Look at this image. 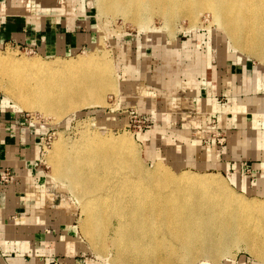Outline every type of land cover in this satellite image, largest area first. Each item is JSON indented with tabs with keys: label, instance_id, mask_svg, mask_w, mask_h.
Wrapping results in <instances>:
<instances>
[{
	"label": "bare ground",
	"instance_id": "6f19581e",
	"mask_svg": "<svg viewBox=\"0 0 264 264\" xmlns=\"http://www.w3.org/2000/svg\"><path fill=\"white\" fill-rule=\"evenodd\" d=\"M42 1L58 3H30L42 5ZM98 4L101 13L132 14V21L141 26L158 14L170 28L180 18L189 20L191 28L198 26L208 11L240 55L255 57L260 68L264 66V0H99ZM9 55L0 53V88L20 107L38 108L58 121L81 107L107 106L106 93L120 90L108 51L66 60ZM262 101L257 99L256 104ZM191 150L184 161L200 171L173 170L161 160L146 169L130 136L95 132L72 144L59 139L48 159L56 181L68 182L81 202L83 235L111 264L197 260L217 264L241 245L264 262V198L236 192L219 172L206 169L214 162L192 157ZM243 183L239 187L251 192Z\"/></svg>",
	"mask_w": 264,
	"mask_h": 264
},
{
	"label": "crops",
	"instance_id": "0c3cea01",
	"mask_svg": "<svg viewBox=\"0 0 264 264\" xmlns=\"http://www.w3.org/2000/svg\"><path fill=\"white\" fill-rule=\"evenodd\" d=\"M58 1L28 6L29 0H0V48L25 46L46 57L90 48L97 35L91 17L81 14L84 10L77 15L82 8L74 0L70 5ZM211 40L195 34L173 48L157 49L153 41V59L160 65L150 61L151 70L141 56L122 61L120 95L112 109H150L149 122H162L170 140L187 145L185 156L191 147L189 155L207 157L232 174L238 188L237 178L249 185L247 193L264 196V78L261 85L255 82L259 69L252 71L246 58L227 50L213 53ZM47 131L0 99V174L10 169L13 175L9 183L0 182V264L67 262L71 259L61 252L75 249L73 215L54 206V190L41 162ZM212 134L224 135L225 142L220 145L214 138L205 143ZM195 140L209 154L191 146Z\"/></svg>",
	"mask_w": 264,
	"mask_h": 264
},
{
	"label": "rangeland",
	"instance_id": "374dc122",
	"mask_svg": "<svg viewBox=\"0 0 264 264\" xmlns=\"http://www.w3.org/2000/svg\"><path fill=\"white\" fill-rule=\"evenodd\" d=\"M71 0H62L65 4H72ZM74 5L81 9L76 11L78 15L84 10L83 13L90 16L95 24L97 30L96 41L87 49H82L70 54H62L57 56L46 57L37 54L35 51L25 46H9L0 48V53L7 57L9 53L13 54L12 57L16 58H42L44 60L57 59V58H76L79 56H86L90 53H103L108 51L113 65L115 66V81L119 86L122 80V61H130L135 59L136 56H141L145 69L151 70V62H154L158 66V61L153 59L154 47L162 48L160 45L168 47H175V44L181 39L187 41L190 38L195 37V34L203 35L206 40L210 37L211 49L215 53L218 49L221 51H228L238 55L239 58H246L249 60L250 69L253 71L258 67V73L255 75V82L261 85V81L264 78V72L261 73V61L255 57L242 56L239 52L232 47V43L228 37L224 34L223 30L213 21L212 14L205 11L201 16V24L198 26H192L190 21L185 18H180L179 21L173 25L172 28L166 26L162 17H158V14L154 15L147 25H138L132 21V14L117 12L116 15L101 13L99 9V0H74ZM59 3V1H58ZM28 6L31 5L30 0ZM27 6V5H26ZM86 11V13H85ZM183 28V29H182ZM154 41L156 45L151 44ZM229 44V45H228ZM204 45V44H203ZM205 47L206 44H205ZM222 47V48H221ZM204 48H201V51ZM207 50V49H206ZM205 50V51H206ZM162 51V50H161ZM160 51V52H161ZM159 52V51H158ZM191 56L192 52H188ZM207 52H204L206 54ZM144 54V55H143ZM171 53H169L170 55ZM10 56V55H9ZM49 58V59H48ZM64 59V60H66ZM160 65V64H159ZM173 65V62H171ZM152 65V67H154ZM156 66V67H157ZM263 66V65H262ZM153 70V69H152ZM264 70V66H263ZM120 87V86H119ZM120 89V88H119ZM6 92L0 88V99L8 101L11 106H14L24 114V117L32 124H38L46 126L47 134L45 136L41 162L50 177L51 186L54 190L53 202L54 206H58L60 212H69L73 215L74 220V239L75 249L71 251L69 248L67 251L61 252L63 258L69 257L71 260L67 262H58L53 264H111L106 258L100 257L93 246L90 244L88 238L83 235L82 221L85 219L83 208L77 194L70 189L68 182H57L54 178L53 168L49 161V153L59 139H63L67 144L75 143L81 140L84 134L99 133L102 136L127 134L134 139L135 143L139 146V157L141 163L146 169H153L154 164L158 161H162L166 166H170L171 169L180 170L188 169L194 171H200L197 167L193 166V163H185V145H180L176 141H172L167 137V134L163 133V124L155 119L154 122H149L148 110H136L132 107H128L124 110L114 111L113 103L120 95L118 92L108 91L105 95L107 106H85L81 107L79 111H71L66 116L64 115L59 121L57 117H51L44 114L38 108H22L18 103L10 97L6 96ZM112 109V110H111ZM141 112V113H140ZM54 119V120H53ZM35 122V123H34ZM152 129V130H151ZM148 131V132H147ZM150 131V132H149ZM148 133L147 136H145ZM197 141V140H195ZM206 143V142H205ZM205 145V144H204ZM200 149V154L205 156L206 151L203 145H193ZM152 149L153 151L149 150ZM205 154V155H204ZM195 158H197L195 156ZM178 160V161H177ZM216 165H210L206 168L208 171L221 174L229 186L236 192L245 195L248 198H264L262 195H256L253 193H247L245 190L238 188L232 178V174L229 172L221 171ZM203 171V170H202ZM63 184V185H62ZM237 184L244 185L242 181L237 180ZM88 240V241H87ZM60 249V248H59ZM109 253L114 256V248H109ZM238 250V251H237ZM245 245H241L240 248H235L232 251V257H222L221 261H217V264H264L256 260L255 257L248 253ZM111 256V257H112ZM228 260V261H227ZM231 260V261H229ZM26 264L25 261H16ZM206 261L197 260L194 264H205ZM207 264V263H206ZM208 264H215V262H209Z\"/></svg>",
	"mask_w": 264,
	"mask_h": 264
},
{
	"label": "built area",
	"instance_id": "2783aa9c",
	"mask_svg": "<svg viewBox=\"0 0 264 264\" xmlns=\"http://www.w3.org/2000/svg\"><path fill=\"white\" fill-rule=\"evenodd\" d=\"M214 138L218 139V144H220V145H222L225 142V140H226V137L224 135L223 136H217L216 134H212L211 136L205 138L204 141L206 143H210V142H212V140ZM12 178H13V175H12L10 169H5L0 174V182L2 184L9 183L12 180Z\"/></svg>",
	"mask_w": 264,
	"mask_h": 264
}]
</instances>
